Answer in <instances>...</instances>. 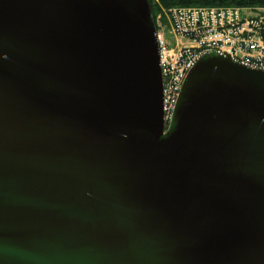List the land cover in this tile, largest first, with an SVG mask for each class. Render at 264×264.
I'll list each match as a JSON object with an SVG mask.
<instances>
[{
  "label": "water",
  "instance_id": "water-1",
  "mask_svg": "<svg viewBox=\"0 0 264 264\" xmlns=\"http://www.w3.org/2000/svg\"><path fill=\"white\" fill-rule=\"evenodd\" d=\"M163 93L148 0H0V264H264V70Z\"/></svg>",
  "mask_w": 264,
  "mask_h": 264
},
{
  "label": "built area",
  "instance_id": "built-area-1",
  "mask_svg": "<svg viewBox=\"0 0 264 264\" xmlns=\"http://www.w3.org/2000/svg\"><path fill=\"white\" fill-rule=\"evenodd\" d=\"M164 13L167 21L160 25L157 39L165 116L172 118L188 73L206 56L218 55L264 70L263 7L185 6Z\"/></svg>",
  "mask_w": 264,
  "mask_h": 264
},
{
  "label": "trees",
  "instance_id": "trees-1",
  "mask_svg": "<svg viewBox=\"0 0 264 264\" xmlns=\"http://www.w3.org/2000/svg\"><path fill=\"white\" fill-rule=\"evenodd\" d=\"M154 20L164 9L185 6H237L241 8H264V0H149ZM156 12V14L154 13Z\"/></svg>",
  "mask_w": 264,
  "mask_h": 264
},
{
  "label": "rangeland",
  "instance_id": "rangeland-1",
  "mask_svg": "<svg viewBox=\"0 0 264 264\" xmlns=\"http://www.w3.org/2000/svg\"><path fill=\"white\" fill-rule=\"evenodd\" d=\"M149 1V0H148ZM149 4H150V2H149ZM150 7H151V5H150ZM155 14H156V12H154ZM153 16V15H152ZM156 20H157V23H158V27H160V25H162V24H164L167 20H166V17H165V13H164V11L163 10H161L159 13H157L156 14ZM169 39H170V44L172 45V46H174V39H173V36H169ZM170 119H171V116H169V114H166V117H165V122H167L166 123V130H168V128H169V126H170V123H169V121H170Z\"/></svg>",
  "mask_w": 264,
  "mask_h": 264
},
{
  "label": "bare ground",
  "instance_id": "bare-ground-1",
  "mask_svg": "<svg viewBox=\"0 0 264 264\" xmlns=\"http://www.w3.org/2000/svg\"><path fill=\"white\" fill-rule=\"evenodd\" d=\"M166 117V116H165Z\"/></svg>",
  "mask_w": 264,
  "mask_h": 264
}]
</instances>
